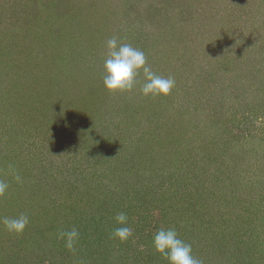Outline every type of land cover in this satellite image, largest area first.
Listing matches in <instances>:
<instances>
[{
    "label": "rangeland",
    "instance_id": "1",
    "mask_svg": "<svg viewBox=\"0 0 264 264\" xmlns=\"http://www.w3.org/2000/svg\"><path fill=\"white\" fill-rule=\"evenodd\" d=\"M113 37L174 78L168 96L142 76L105 90ZM0 179V219L29 218L0 223V264H121V212L127 264H167L151 240L169 227L203 264H251L227 245L264 225V0H0Z\"/></svg>",
    "mask_w": 264,
    "mask_h": 264
},
{
    "label": "clouds",
    "instance_id": "2",
    "mask_svg": "<svg viewBox=\"0 0 264 264\" xmlns=\"http://www.w3.org/2000/svg\"><path fill=\"white\" fill-rule=\"evenodd\" d=\"M106 58L103 64V87L109 93L129 92L137 85V78L143 77L140 88L141 95L145 97L168 96L175 86L173 77H162L151 69L145 53L130 44L122 43L113 37L106 42ZM8 174L16 182H22L14 166H9ZM9 188V184L0 179V197H3ZM116 227L111 236L123 243L133 236V229L128 224V216L121 212L114 218ZM0 223L9 233L22 234L29 223L27 215L14 218H2ZM60 238L65 241V247L72 249L79 238V232L73 228L67 232H61ZM152 248L167 264H203L192 252V246L180 238L173 227L159 228L152 236Z\"/></svg>",
    "mask_w": 264,
    "mask_h": 264
},
{
    "label": "trees",
    "instance_id": "3",
    "mask_svg": "<svg viewBox=\"0 0 264 264\" xmlns=\"http://www.w3.org/2000/svg\"><path fill=\"white\" fill-rule=\"evenodd\" d=\"M225 190V189H224ZM226 191V190H225ZM219 197H220V201H218V205L220 206L223 205V206H227V202L226 201H222V199L225 197L223 196V194H219ZM216 204V206H217ZM254 213H258L257 211H255ZM224 217V216H222ZM221 219V218H220ZM260 220L261 221H264V213H262L260 215ZM223 221H218V220H211L210 225H213V226H220L222 224ZM236 222V221H235ZM234 223V222H233ZM262 224V222H260ZM256 228H254V230L252 229L251 226H249V228L245 231V232H249L250 234H252L254 237L253 238H250V239H243V240H236V241H229L228 243V247L230 248V251H234V250H238V252H241L240 253V257L239 258H245V253L244 252H247V256H250L249 258H251L250 260H252L251 264L254 263L255 259L252 258V256L254 255H259V257L262 259H264V225L261 226V227H258V226H254ZM245 240V241H244ZM118 245H120V247L118 246V250L116 249V254H114L113 257H116L117 255H119L120 257L118 258H124V260L120 261L121 264H127V260L130 258V254L128 256L125 257V255H123L122 253H125L124 250H121L123 247H122V243L117 241L116 242ZM229 251V250H228ZM225 252V250H224ZM227 254V252H226ZM103 256V254H102ZM101 253H98L97 255V259H100L101 257ZM205 259V258H204ZM241 260V261H240ZM238 262L236 261H231L229 262L230 264H245L244 261H242L243 259H240ZM106 261V258L103 260V262ZM205 262V261H204ZM107 264V263H106ZM130 264V263H129ZM205 264V263H204ZM206 264H209V263H206Z\"/></svg>",
    "mask_w": 264,
    "mask_h": 264
}]
</instances>
